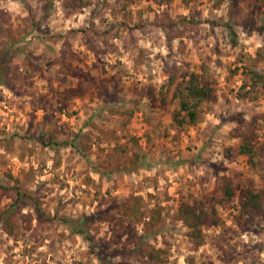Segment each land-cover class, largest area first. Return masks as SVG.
Wrapping results in <instances>:
<instances>
[{
    "label": "rangeland",
    "instance_id": "rangeland-1",
    "mask_svg": "<svg viewBox=\"0 0 264 264\" xmlns=\"http://www.w3.org/2000/svg\"><path fill=\"white\" fill-rule=\"evenodd\" d=\"M263 25L260 0H90L79 10L0 0V178L18 179L41 208L25 201L21 212L34 219L21 216L13 236L2 214L16 193L0 188V264H155L147 246L163 248L161 264H264V214L236 219L239 196L264 187L241 153L245 140L264 141V83L258 99L241 98L243 77L231 74L241 49L264 47ZM203 64L216 101L180 128L169 79ZM80 83L85 94L61 109L60 92ZM116 142L129 147L112 153ZM224 177L237 196L218 208L224 225L202 226L195 248L179 206L211 195Z\"/></svg>",
    "mask_w": 264,
    "mask_h": 264
},
{
    "label": "trees",
    "instance_id": "trees-1",
    "mask_svg": "<svg viewBox=\"0 0 264 264\" xmlns=\"http://www.w3.org/2000/svg\"><path fill=\"white\" fill-rule=\"evenodd\" d=\"M127 2H134L135 0H125ZM169 1L170 0H166ZM192 0H184L186 5H190ZM264 1V0H260ZM90 4V0H63V6L67 9L79 10L83 9ZM30 11V10H29ZM186 20V16H181ZM232 24V23H231ZM231 24L227 23L226 26L229 29V35L232 40H236L235 33L231 28ZM172 23L167 27L173 30ZM171 26V27H170ZM264 30V25L262 26ZM183 33L178 31L174 37L182 36ZM3 50H0V52ZM3 54V53H2ZM8 52L5 53V56ZM237 62L231 74H241L243 77V83L239 88V96L241 98L258 99L260 96L257 92V88L264 83V69L260 70L258 67L260 63H264V47H258L256 49V55H252L249 52H245L243 49L237 53ZM1 59V57H0ZM169 86L174 87V96L179 104V109L174 114V120L178 127L185 128L188 126L197 125L200 123L206 112L212 103L216 101L217 97V80L214 77L211 67L208 64H203L201 70L197 72H185L184 76L177 80L176 76L169 79ZM102 92V91H101ZM165 96L166 91L159 92ZM85 94L82 83L76 87H67L60 92V99L64 106L61 109L67 107V102L75 97ZM149 96L156 99V95L153 91L149 92ZM163 101H165L162 98ZM122 113L128 115L134 114V109L125 110ZM88 136V135H87ZM130 141L135 142L138 146V137H132ZM254 141L245 140L241 146V153L250 155L249 161L252 164L256 173L264 179V141L253 143ZM1 143V141H0ZM252 143V144H250ZM59 144H67L75 147V142H62ZM114 145V144H113ZM128 142L119 144L116 142L114 146H110L111 152L115 154H122L129 147ZM90 146L87 142L83 143L82 148L88 149ZM229 153V154H228ZM234 151L231 148L227 149V157L230 158ZM133 162L139 163L142 161V156L138 152H133ZM101 175L103 171L99 172ZM108 175V174H107ZM16 185L6 184L0 178V188L4 194L12 196L16 193L14 201L9 208L3 212L2 219L3 229L14 236L16 234V228H19L17 220L23 216L28 223H32V213L23 214L21 209L25 201H33L37 211H41L39 202L33 195L23 191L18 179H14ZM237 196V187L234 180L224 177L220 183L215 187L214 192L211 195H206L202 198H195L193 202L182 203L179 206V215L181 219L187 224L190 230V240L195 248H199L204 244L206 236L203 233L202 226L206 222H211L213 225H224V220L219 214V206H227L231 204ZM20 209V212H19ZM239 212L236 215L237 221L241 222L244 217H260L264 214V187L256 189L249 186L246 192L239 196ZM6 217V219L4 218ZM90 219V218H87ZM83 230H79L80 233ZM145 255L150 258L155 264H161L164 262V250L163 248H156L154 246H147L142 249ZM103 264H114L104 261ZM115 264H134L128 260H121Z\"/></svg>",
    "mask_w": 264,
    "mask_h": 264
}]
</instances>
